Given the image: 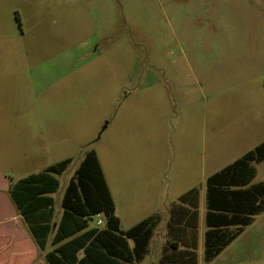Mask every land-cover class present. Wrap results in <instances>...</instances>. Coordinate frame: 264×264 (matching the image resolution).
<instances>
[{
	"label": "rangeland",
	"instance_id": "1",
	"mask_svg": "<svg viewBox=\"0 0 264 264\" xmlns=\"http://www.w3.org/2000/svg\"><path fill=\"white\" fill-rule=\"evenodd\" d=\"M9 123L22 141L0 145L10 183L72 160L57 216L94 151L124 230L197 188L198 264H264V212L204 260L208 177L264 142V0H0V124L14 137ZM252 167L249 187L264 183V161Z\"/></svg>",
	"mask_w": 264,
	"mask_h": 264
},
{
	"label": "trees",
	"instance_id": "2",
	"mask_svg": "<svg viewBox=\"0 0 264 264\" xmlns=\"http://www.w3.org/2000/svg\"><path fill=\"white\" fill-rule=\"evenodd\" d=\"M262 161L264 142L207 179L206 262L213 261L252 224L255 216L264 212V183L249 187L255 176L252 163ZM70 163L71 160H65L44 172L23 178L10 190L17 209L42 249L53 231L55 199L51 195L58 191V176L67 170ZM198 201L199 190H190L180 198L181 205L174 207L173 215L176 212L181 217L197 219ZM191 202L195 207L192 213L183 207ZM62 208L63 215L53 244L64 243L48 254L50 264H118L115 259L128 260L125 255L127 239L134 240L135 260L141 261L159 222V218H149L127 232L121 231L111 192L94 151L85 155L69 182ZM98 215L105 217L106 228L88 229L90 221ZM193 227L196 229V224ZM231 228L236 230L230 232ZM196 245L195 241L193 249ZM81 251L84 257L79 259ZM188 254L191 255L190 261L196 264L195 252Z\"/></svg>",
	"mask_w": 264,
	"mask_h": 264
},
{
	"label": "crops",
	"instance_id": "3",
	"mask_svg": "<svg viewBox=\"0 0 264 264\" xmlns=\"http://www.w3.org/2000/svg\"><path fill=\"white\" fill-rule=\"evenodd\" d=\"M8 125L9 126L7 127H9L8 128L9 130H14L13 132L14 137H9L7 129L5 127L2 128L3 125L0 124V145L1 146H3L4 144L9 145L10 150L14 152V155H15V153L20 150V146H22V141L20 138V134H19V137L18 136L16 137V134H17L16 129H18L16 127V124L9 123ZM27 145L29 147L31 145V142H28ZM27 153L29 155L31 154L30 149L28 150ZM27 153H26V157H27ZM65 160H71V159H64L60 161L59 163ZM99 162H100V159H99ZM100 165H101V162H100ZM51 166H54V165H50L46 167L41 172L46 171ZM41 172L29 173L28 175H26V177L34 175V174H38ZM8 176H10V169L6 170L5 168L0 167V264H50L48 257H47L48 254L54 251L55 249H57L61 244L64 243L62 242L59 244H53V238L56 233L57 226L63 215V208H62V211L57 216L56 200H55V213H54V217L52 220L53 231L47 238V243H46L45 248L42 249L39 246L36 238L34 237L28 222L25 220V218L21 215V213L17 209L11 197V193H10L11 187L15 183H17L19 180L26 178V177L19 179L15 183H10L7 179ZM192 189H195V188H192ZM109 190L111 192V195L114 201L115 214L119 218L120 229L122 232L129 231L133 227L137 226L138 224H140L141 222L149 218H159V222L149 241V244L147 247V253L144 256V258L141 261L135 260V253H134L135 242L133 239H127L128 249L125 250V255L126 257H128V260L115 259L117 260L118 264L119 263L120 264H193L190 261L191 255L188 254V252H191V251L195 252L196 264H198L197 250L199 247L200 227H201V220H202V215H201V210H200V205H199L200 204V191H199V201H198V209H197L198 211L197 219L196 218L194 219L190 216L181 217V215H178V213L176 212L173 215L174 207L177 205H181L180 198L186 193H188L190 191L189 190L188 192L183 194L181 197H179L177 202H173L171 204L169 208L168 218H165L164 216H162L159 213V211L151 213V214L149 213L143 216V218L140 219V221L131 225L129 229L124 230L122 227V218L118 213L116 201H115V198L112 194L110 187H109ZM54 194L51 195L53 198H54L53 196ZM61 207H62V201H61ZM183 207L188 209L190 213H192L195 209L192 202L184 204ZM206 207H207V201H206ZM206 215H207V210H206ZM206 215H205V224H206ZM98 216H102L103 220H98V221H102V224L100 226H98L97 224L96 227L99 229L106 228L105 217L103 215H98ZM164 220L166 223L165 226L167 229V233L162 235L158 231L160 228L164 227L161 225L164 223ZM195 224L197 226L196 229H194L193 227ZM91 228H95V227H90V223H89L88 229H91ZM207 230L208 228L204 232V260H205V238H206L205 236H206ZM158 239H160V242L158 244H155ZM164 240H166V244L163 242ZM195 241L197 245H196V249H193V244ZM78 256H79V259H82L84 257V252L81 251ZM110 264H116V263H110Z\"/></svg>",
	"mask_w": 264,
	"mask_h": 264
},
{
	"label": "built area",
	"instance_id": "4",
	"mask_svg": "<svg viewBox=\"0 0 264 264\" xmlns=\"http://www.w3.org/2000/svg\"><path fill=\"white\" fill-rule=\"evenodd\" d=\"M97 224L98 226H100L102 224V221H98Z\"/></svg>",
	"mask_w": 264,
	"mask_h": 264
}]
</instances>
